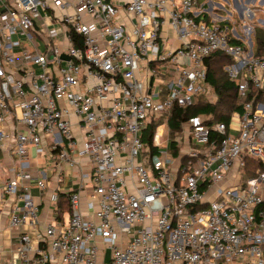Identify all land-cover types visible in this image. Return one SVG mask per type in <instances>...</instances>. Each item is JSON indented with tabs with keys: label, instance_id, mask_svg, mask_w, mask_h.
Returning a JSON list of instances; mask_svg holds the SVG:
<instances>
[{
	"label": "built area",
	"instance_id": "obj_1",
	"mask_svg": "<svg viewBox=\"0 0 264 264\" xmlns=\"http://www.w3.org/2000/svg\"><path fill=\"white\" fill-rule=\"evenodd\" d=\"M233 2L239 28L198 0H0V148L21 164L3 194L11 226L29 227L10 264H264V0ZM216 52L242 111L173 136L175 107L215 102ZM30 147L80 172L68 219L36 235L47 174L29 170Z\"/></svg>",
	"mask_w": 264,
	"mask_h": 264
},
{
	"label": "crops",
	"instance_id": "obj_2",
	"mask_svg": "<svg viewBox=\"0 0 264 264\" xmlns=\"http://www.w3.org/2000/svg\"><path fill=\"white\" fill-rule=\"evenodd\" d=\"M220 7L223 8L221 5H209L208 10L211 15L214 7ZM241 14V11H240ZM217 19H221L218 16ZM29 164H30V171L33 172L36 176L39 175V172L45 171L47 174V181H51L50 186L46 183V191L44 192V196L41 200V191L37 187L35 182H32L30 184V192L32 194V197L37 201L40 202V210H39V220L40 225L38 227V230L30 231V233L33 234H40L46 227V225L53 221L55 216H57V208L59 206L60 199L58 200V203H51L50 199L53 195L61 196L63 195L67 189H62V186L60 184V179L62 175H51L50 176V169L46 170L45 166L48 168L49 165H51V161L44 157L37 156L34 148L30 147L29 149ZM21 169L20 161L13 156L12 151L10 150H2L0 148V264H10L12 260V254L17 248L18 242H19V236L22 233L27 232L29 227H22V228H13L11 226L10 222V216L12 208L15 204V199L8 198L4 196L3 194V188L5 183L14 177L16 173H18ZM53 177V178H52ZM65 181L67 179H72V185H74V179L71 177H64ZM76 179V178H75ZM66 183V182H65ZM27 184V183H26ZM63 218H60L62 220ZM64 219H68V214L64 216Z\"/></svg>",
	"mask_w": 264,
	"mask_h": 264
},
{
	"label": "trees",
	"instance_id": "obj_3",
	"mask_svg": "<svg viewBox=\"0 0 264 264\" xmlns=\"http://www.w3.org/2000/svg\"><path fill=\"white\" fill-rule=\"evenodd\" d=\"M255 40L256 55L261 56L264 53V32L257 30ZM231 63V58L220 52L212 54L206 60L208 68L207 83L215 94L216 100L214 103H210L205 99L200 101L198 105L187 109L175 107L169 117L170 132L173 136L181 132L183 123L192 116L212 115L213 121L228 122L234 113L242 111V108L238 105V86L230 80L225 71V68ZM154 130L155 125H152L145 136L149 145L152 144ZM174 148L176 147L174 146ZM59 199L58 219H64L66 214H70V203L64 194Z\"/></svg>",
	"mask_w": 264,
	"mask_h": 264
},
{
	"label": "rangeland",
	"instance_id": "obj_4",
	"mask_svg": "<svg viewBox=\"0 0 264 264\" xmlns=\"http://www.w3.org/2000/svg\"><path fill=\"white\" fill-rule=\"evenodd\" d=\"M228 1H229V4L227 2H225V1H222V0H198V2L200 3V5L201 6H204V10H208L209 7L208 6H205L208 2H213L214 4L221 5L223 8H220V7H217V6L214 7V10L212 12L213 16H218L221 19H228V18H230L233 22H236L237 23V25H235L236 28H239L241 26H244L247 23L246 18H242L240 16L238 10L233 6V3H234L233 0H228ZM245 1L246 0H242L241 3H244ZM252 5H253L252 3H249L247 5V7L252 8L253 7ZM230 14H231V16H230ZM205 16H206V18L209 21L212 20L211 19V15L209 13H206ZM259 18L263 19L264 16L263 15H260ZM255 41L256 40L254 38V42ZM169 42H173V40L171 39ZM22 43H25L27 45V48L29 49L28 42L25 39H23V38H22ZM20 49L22 50V48H20ZM41 49L43 51L45 50L44 47H42ZM52 49H53V47L51 45H49V46H47V49H46L45 52H43L41 50H40V52L42 54L46 55L45 53L47 52L48 54H50L51 51H52ZM20 51L18 52L17 56H19V55L22 54V52H20ZM30 52H31V50H30ZM166 141H167V134L164 136V138H162V142H166ZM181 145H182V143H181ZM44 156L46 157V155H43L41 157H44ZM53 160H54V163H55L56 161H59V158L58 157H54ZM142 160H143V157H142ZM145 161L147 163V160H145ZM51 162L52 163H51V165L48 166V168L45 166V169L46 170H49V169L51 170V171H49L50 172V176L53 175V174L56 175L58 173V170H57L55 164L53 163V161H51ZM148 166H149V164H148ZM65 176L70 177V178L71 177L72 178H78L80 176V172H79L78 168L70 169V168L66 167L65 173H63V175L61 176L60 184L62 186V189H65L66 188L67 191H70L74 187L72 185V181H71L72 179H67V181H65L64 180L65 179L64 178ZM46 183H47L48 186H50L49 183H51V181L49 180ZM106 255H107V258L110 259L109 251L106 252Z\"/></svg>",
	"mask_w": 264,
	"mask_h": 264
}]
</instances>
